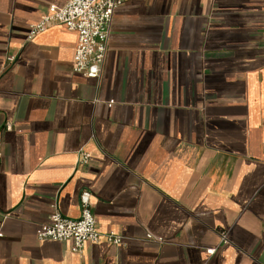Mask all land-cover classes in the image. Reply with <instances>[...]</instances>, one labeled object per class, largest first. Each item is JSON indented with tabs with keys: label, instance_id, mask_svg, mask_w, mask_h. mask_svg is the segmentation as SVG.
Listing matches in <instances>:
<instances>
[{
	"label": "crops",
	"instance_id": "1",
	"mask_svg": "<svg viewBox=\"0 0 264 264\" xmlns=\"http://www.w3.org/2000/svg\"><path fill=\"white\" fill-rule=\"evenodd\" d=\"M67 2L0 0V264H264V0H126L95 78L29 38ZM84 190L102 238L39 240Z\"/></svg>",
	"mask_w": 264,
	"mask_h": 264
},
{
	"label": "built area",
	"instance_id": "2",
	"mask_svg": "<svg viewBox=\"0 0 264 264\" xmlns=\"http://www.w3.org/2000/svg\"><path fill=\"white\" fill-rule=\"evenodd\" d=\"M126 0H68L63 6L52 4L42 18L32 24L29 38L45 30L52 23H60L77 33L78 40L74 54L75 69L89 77H99L109 49L111 24L115 10ZM13 59V58H11ZM83 162L89 161L84 153ZM92 193L84 190L80 194L81 215L78 219L64 216L58 208L48 220L38 225L36 235L39 240L71 241L73 250L78 251L88 242H98L102 234L96 225L91 204ZM106 238L116 244L123 243L121 236L113 233ZM149 240L161 241L148 234ZM227 233L222 234V243H228ZM211 253L215 249H209Z\"/></svg>",
	"mask_w": 264,
	"mask_h": 264
}]
</instances>
